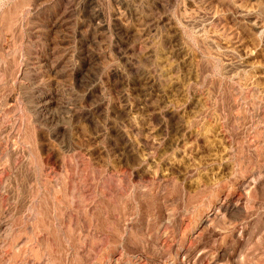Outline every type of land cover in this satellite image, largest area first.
<instances>
[{"label": "rangeland", "instance_id": "1", "mask_svg": "<svg viewBox=\"0 0 264 264\" xmlns=\"http://www.w3.org/2000/svg\"><path fill=\"white\" fill-rule=\"evenodd\" d=\"M0 264H264V0H0Z\"/></svg>", "mask_w": 264, "mask_h": 264}, {"label": "bare ground", "instance_id": "2", "mask_svg": "<svg viewBox=\"0 0 264 264\" xmlns=\"http://www.w3.org/2000/svg\"><path fill=\"white\" fill-rule=\"evenodd\" d=\"M18 11H19V10L17 9L16 12H18ZM16 14H17V13H16ZM16 14H15V15H16ZM12 17H13V16H12ZM15 18H17V17H15ZM10 19H11V18H10ZM16 20H17V19H16ZM16 20H15V22H16ZM8 22H9V20H8ZM12 22L15 23L14 20H13ZM12 22H11V23H12ZM10 25H12V24H10Z\"/></svg>", "mask_w": 264, "mask_h": 264}]
</instances>
